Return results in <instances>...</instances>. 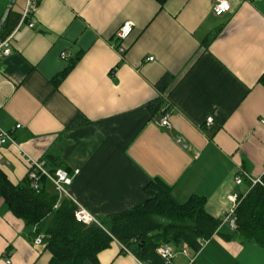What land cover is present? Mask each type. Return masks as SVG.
I'll return each instance as SVG.
<instances>
[{"label": "crops", "instance_id": "1", "mask_svg": "<svg viewBox=\"0 0 264 264\" xmlns=\"http://www.w3.org/2000/svg\"><path fill=\"white\" fill-rule=\"evenodd\" d=\"M11 1L0 0V15ZM228 1L231 11L217 17L214 0H40L34 28L21 25L0 57V129L32 159L53 156L78 171L67 198L96 223L142 205L153 178L179 203L205 198L207 213L223 219L228 196L251 190L235 183L238 171L264 175V0ZM127 22L135 27L121 56L113 45ZM0 170L14 185L29 173L10 143H0ZM185 248H174L171 264H264V247L240 237ZM7 260L50 264L51 254L0 197V264ZM98 261L148 264L116 240Z\"/></svg>", "mask_w": 264, "mask_h": 264}, {"label": "trees", "instance_id": "2", "mask_svg": "<svg viewBox=\"0 0 264 264\" xmlns=\"http://www.w3.org/2000/svg\"><path fill=\"white\" fill-rule=\"evenodd\" d=\"M158 1L164 5L167 0ZM21 16L11 11L0 31V40L12 34ZM2 17L3 14L0 22ZM72 66L55 82L60 83ZM165 82L159 85L164 92ZM261 83L264 84V75ZM47 159L51 172L63 169L57 158L48 156ZM50 185V181L42 177L39 188L34 189L29 176L14 185L0 170V197L7 209L25 222L33 242L41 237L43 246L51 254L50 264H84L86 261L99 264V254L115 240L148 264H165L157 253L163 244L176 249L185 245L199 252L216 234L227 240L240 237L264 247V188L260 186L242 199L236 211L237 229L231 232L223 227V219L207 213L205 198L193 196L186 203H179L173 197L172 186L161 178H153L146 185L147 199L142 205L91 224L79 222L75 216L77 205L51 190Z\"/></svg>", "mask_w": 264, "mask_h": 264}, {"label": "built area", "instance_id": "3", "mask_svg": "<svg viewBox=\"0 0 264 264\" xmlns=\"http://www.w3.org/2000/svg\"><path fill=\"white\" fill-rule=\"evenodd\" d=\"M26 1V7L25 10L21 16V20L19 22L18 27L12 32L10 36L7 38L0 40V57L9 56L12 51V40L14 37V33L16 30L19 29V27L25 23L28 24L30 28H34L35 23L34 21H31V19L34 17L39 5L40 0H25ZM231 4L228 0H214L212 5V11L213 14L217 17H221L231 11ZM134 23L127 22L123 24L118 31L115 34V39L117 40V44L113 45V47L118 51V53L122 56L125 55L127 52V47L125 45V41L132 35L134 31ZM62 59L67 58V54H62ZM154 58H149L148 61H153ZM164 100H166V97L163 96ZM213 124V118L209 117L205 123V127L209 128ZM160 125L164 128H171L170 120H169V114L164 113V116L160 122ZM22 128V125H17L16 129ZM0 143L2 145H5L7 143H10L17 147L19 150V154L23 159H25L26 163L29 167V179L31 181V187L34 189H38L40 185V180L42 177H46L48 180H50L56 187L57 192L61 197H67L69 195L68 188L73 183V178L75 175L78 174V171H75L74 176L70 175L65 169L59 168L55 172H51L45 161H38L35 159H32L29 157L25 151L20 147L12 134L10 132L2 131L0 129ZM177 143L180 145L184 144L183 139L177 138ZM234 181L237 185H242L245 182L250 183L251 190L255 187H262L264 188V175L261 177H252L248 172L245 170L240 169L238 173L234 177ZM245 196H239V195H230L228 196V201L231 203V208L224 213L223 217V224L227 225L231 230L237 229V215L236 211ZM77 210L75 213L76 219L79 222H82L84 224H91L96 223V220L94 216L84 207L77 206ZM34 245L36 247H42V239L41 237H38L34 241ZM123 248L128 251L124 246ZM158 255L163 259L165 264H171L175 257L177 256V251L174 249L173 246L168 244H163L159 246L157 249ZM181 253L188 255V249L187 247L185 249L181 250ZM7 264H10L11 261L7 260Z\"/></svg>", "mask_w": 264, "mask_h": 264}, {"label": "water", "instance_id": "4", "mask_svg": "<svg viewBox=\"0 0 264 264\" xmlns=\"http://www.w3.org/2000/svg\"><path fill=\"white\" fill-rule=\"evenodd\" d=\"M15 2H16V0H12V1L9 3L8 7L6 8V10H5L4 14H3V17H2V19H1V22H0V31H1L2 27L4 26V24H5V21H6L7 17H8L9 14L11 13V11H12V9H13V6H14Z\"/></svg>", "mask_w": 264, "mask_h": 264}, {"label": "rangeland", "instance_id": "5", "mask_svg": "<svg viewBox=\"0 0 264 264\" xmlns=\"http://www.w3.org/2000/svg\"><path fill=\"white\" fill-rule=\"evenodd\" d=\"M25 5H26V1L25 0H18L16 5H15L14 10L16 12L23 13L22 11L25 10V7H26Z\"/></svg>", "mask_w": 264, "mask_h": 264}]
</instances>
